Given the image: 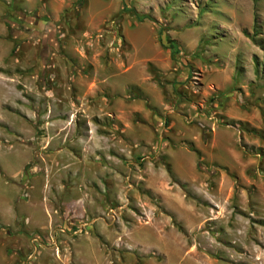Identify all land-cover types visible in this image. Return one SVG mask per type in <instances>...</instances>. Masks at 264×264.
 Returning a JSON list of instances; mask_svg holds the SVG:
<instances>
[{
  "label": "rangeland",
  "instance_id": "rangeland-1",
  "mask_svg": "<svg viewBox=\"0 0 264 264\" xmlns=\"http://www.w3.org/2000/svg\"><path fill=\"white\" fill-rule=\"evenodd\" d=\"M110 1L98 19L77 0H0V216L17 193L22 217L0 264L22 246L17 264H264V0ZM235 27L249 64L228 61ZM238 69L246 119L229 120L211 83ZM128 74L145 93L123 91Z\"/></svg>",
  "mask_w": 264,
  "mask_h": 264
},
{
  "label": "crops",
  "instance_id": "crops-1",
  "mask_svg": "<svg viewBox=\"0 0 264 264\" xmlns=\"http://www.w3.org/2000/svg\"><path fill=\"white\" fill-rule=\"evenodd\" d=\"M95 1H96L95 3H92V4H95V6H96L95 9H90L89 8V6H91L90 0H83L82 3H84L83 6H87L88 11H94L97 14V18L98 19L99 18L103 19L107 15H110L111 12H113L112 10L116 7V2L115 1H110V0H95ZM250 26H247V27H244V28H250ZM243 31H244L243 28L240 27V28L236 29V27H235V29L233 28V30L230 31L231 33H228L226 36H223L224 38L225 37L230 38L231 39L230 42L232 43L231 53H229L227 55L228 56L227 58H231V60L227 59L228 61H231V62L235 63L236 62L235 58L237 56H240V55H243V60L245 62H247V64H249L252 61L253 53L256 52V51L253 49V46L250 45V43H249L250 41L248 40V38L243 35ZM172 41L174 43L181 42L183 44V42L180 40V38H174V39H172ZM196 41H194V39H192L191 43L189 41V44L187 45V47L188 48L190 47V49H193L199 43V41H197V43H196ZM218 42H219V45L225 43V41L223 42L222 40H218ZM241 68L244 69L243 67H241ZM242 69H241V71H240V69H238L236 71L235 70L224 71V73H226V82L224 81L222 84H218V85H215L214 83H211V84L214 85L213 92L216 95H218V96L220 95L221 96V102H222V100H224L225 96L226 97L229 96V98L230 97L232 98L226 103V105L228 106L226 111L222 112L223 115L229 120H245L246 119V116L239 109H237L235 106H233V104H231V102H235L239 98V97L235 96V94L237 92H235V91L233 92L232 89L235 86V81L234 80L237 78V75L239 74V72H242ZM244 75L247 77L246 79L249 82H255V75H254V72H253L252 68H251V70L246 71L244 73ZM131 78H132L131 75H129V77H127L128 82L123 85V91L126 92L127 90H129V91L132 90V91H135V92H137L139 94L145 93L144 92V88H145V84L147 83V79L144 76H140V80L139 81H137V80L132 81ZM247 80H244V82H243L244 84L243 85L240 84V86L242 88L246 87V81ZM110 85L112 86V84H110ZM239 101H242V100L239 98ZM173 117L175 118V121L173 122L175 126L182 124L184 119H186V117H184L183 115H180L179 113L178 114H174ZM177 135L181 136V135H188V134L179 133V131H178ZM2 173H4V172L2 171ZM17 175H19V174H17ZM12 184L16 188L19 187L16 182H12ZM15 196H16V198L11 197V199L6 202V205H7L6 216H3V217L0 216V233H1L2 230H7L6 233L8 235H10V240H12V238H16L15 237L16 232H17V234L19 233V225H20L21 219H22V217L17 216V214H15V211H14L15 205H17V203L19 202L18 194L16 193ZM46 210H47V208H46ZM31 223H32V220L30 218L29 220H27V224L29 225ZM52 223H53V220L52 221H48V222L47 221L42 222L39 225V230L47 232L50 229V224H52ZM27 224L25 226H27ZM48 233H50V232H48ZM1 235L2 234H0V236ZM22 245H23V243H22ZM22 247H23V250L21 249L22 251L18 250L17 247H12L11 248L12 250L10 252V258H8L6 261H5V258H4L3 262L5 264H17L16 258L13 256L14 253H18V251H20L19 254H18L20 256L21 254L23 255L25 250H28L24 246H22ZM64 249H69V248L64 247ZM70 249H71L70 253L74 254L75 253V248L73 247V248H70ZM61 250H62V248H61ZM76 250H77V253H79V254L84 253V254H87V255H91L93 258H95L92 255V253L94 251L92 246H86V247H83L81 249H77L76 248ZM47 252L48 251H46L45 253H47ZM2 253H5L4 252V248L0 247V255H2ZM64 253H63V255H64ZM67 253H68V251H67ZM42 255H44V254H42ZM53 256L55 257V254L52 255L51 257H53ZM43 257H42V260H43ZM42 260L41 261L37 260L35 262V264H42ZM57 262L58 263H55L54 261H51L50 264H70V261L68 260V258L66 256H62L61 257L60 254H59V257L57 259Z\"/></svg>",
  "mask_w": 264,
  "mask_h": 264
},
{
  "label": "trees",
  "instance_id": "trees-1",
  "mask_svg": "<svg viewBox=\"0 0 264 264\" xmlns=\"http://www.w3.org/2000/svg\"><path fill=\"white\" fill-rule=\"evenodd\" d=\"M77 3H78V9H79V6H83V3H82V0H77ZM125 9L124 5H123V10ZM172 49V47H171Z\"/></svg>",
  "mask_w": 264,
  "mask_h": 264
},
{
  "label": "built area",
  "instance_id": "built-area-1",
  "mask_svg": "<svg viewBox=\"0 0 264 264\" xmlns=\"http://www.w3.org/2000/svg\"><path fill=\"white\" fill-rule=\"evenodd\" d=\"M82 230H77L75 233H79V232H81Z\"/></svg>",
  "mask_w": 264,
  "mask_h": 264
}]
</instances>
